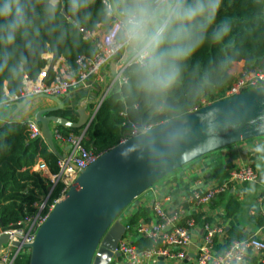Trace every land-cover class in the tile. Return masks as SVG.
Here are the masks:
<instances>
[{
    "label": "trees",
    "instance_id": "trees-1",
    "mask_svg": "<svg viewBox=\"0 0 264 264\" xmlns=\"http://www.w3.org/2000/svg\"><path fill=\"white\" fill-rule=\"evenodd\" d=\"M67 3L68 0H60L57 24L62 29V35L59 31H49L47 26L39 22L35 25L31 33L38 41L35 54L22 47L23 38L15 46L0 44V56L7 49H14L8 62L0 63V98L5 84L9 92L13 93L20 87L25 75L35 79L48 63L43 57L46 53H52L53 61L63 58L70 66L78 55L92 54L91 40L87 34L96 32L101 25H109L102 15L105 6L102 0H90L89 8L77 19L69 11ZM224 21L230 23L231 30L222 39H213V31ZM80 28L85 29V34ZM17 57L24 64L20 74L11 72L9 67ZM240 61L244 64L241 68L258 67L264 70V0H222L215 21L209 27L207 39L184 62L180 75L163 91L139 87L135 64L128 67L125 72L127 82L121 87L114 86L103 99L85 132L83 145L100 154L116 145L125 134L132 131L133 126H154L201 106L202 100L210 103L223 99L225 90L234 79L230 69ZM49 75H53L51 69ZM59 114H66L73 121L76 117L74 111ZM57 128L65 135L80 131L58 125ZM215 153L218 154V151L208 155ZM39 158L47 163L51 172L57 171L56 155L42 139H28L26 123L12 120L0 127L1 226L5 227L32 214L35 210L33 203L41 194L48 192V182L31 171ZM221 167L217 166L213 173L215 176ZM60 189L61 184H56L50 198L57 197ZM239 208L237 198L231 197L226 202L225 217H233ZM141 217L148 219L147 210L140 205L133 211L130 223H136ZM199 218L196 216V219ZM262 223V219L258 218V224ZM226 234L228 242L249 236L235 226L230 227ZM135 243L139 247L150 245L149 240L141 238ZM17 264H28V258H19Z\"/></svg>",
    "mask_w": 264,
    "mask_h": 264
},
{
    "label": "built area",
    "instance_id": "built-area-1",
    "mask_svg": "<svg viewBox=\"0 0 264 264\" xmlns=\"http://www.w3.org/2000/svg\"><path fill=\"white\" fill-rule=\"evenodd\" d=\"M102 2L106 6L110 0ZM117 32L118 29L113 23L95 32L91 37L87 35L91 40L92 54L78 55L72 66L59 59L53 61L52 53L44 54L43 57L48 63L35 79L25 75L20 87L13 93L9 92L6 84L3 86L0 107L19 102L29 96L61 97L80 86L90 90L98 87L100 95L93 107L92 116L114 86L121 87L127 82L125 72L134 64L128 54L121 55H125L127 50L117 43ZM50 69L53 75H49ZM232 72L234 79L225 90L224 98L264 86V70L258 67L239 68ZM206 104L205 100L201 101V106ZM25 123L28 139L40 138L44 141L40 124L36 120H27ZM151 127V124L133 126L132 131L122 139ZM85 132L86 130L80 129L79 133L65 135L57 125L52 129L53 139L65 143L69 148L63 159H57L58 169L55 173L48 170L47 163L39 164L44 162L42 158L31 167V171L38 173L44 180H49L48 192L41 194L33 203L35 210L32 214L5 227L0 225V235L8 236L7 242L0 246V264H17L19 258H28L29 249L22 246L33 242L38 227L61 200L80 171L99 156L83 145ZM38 168L45 170L48 176L39 172ZM256 178L257 173L250 165H238L230 170L228 177L221 181L213 178L206 187L199 181L200 187L191 188L190 185L188 190L183 188L174 193L176 184L172 183L159 194V188L153 187L151 190L156 197L144 205L150 211L148 219L141 217L136 223H130L133 211L143 205L141 201L124 213L126 224L124 234L116 247L118 256H113L109 264H264V241L258 235L264 233V222L258 234L228 242L224 220L225 207L214 210L210 219L207 217V211L231 185L251 183ZM56 184H61L60 194L51 199L50 193ZM260 198H264V189ZM196 216L200 218L196 219ZM140 238L149 240L150 245L139 247L135 241ZM14 242L19 245H14ZM254 256L256 261L251 263Z\"/></svg>",
    "mask_w": 264,
    "mask_h": 264
},
{
    "label": "water",
    "instance_id": "water-1",
    "mask_svg": "<svg viewBox=\"0 0 264 264\" xmlns=\"http://www.w3.org/2000/svg\"><path fill=\"white\" fill-rule=\"evenodd\" d=\"M41 98L56 106L37 110L34 118L49 150L63 159L50 124L87 130L95 113L90 117L86 105L75 111L73 121L53 114L63 108L58 97L29 96L14 103L15 110L0 127ZM259 137H264V86L207 103L121 139L80 171L38 227L33 242L22 246L29 249L28 264H109L118 256L116 247L125 230L121 214L131 203L139 204L141 194L195 160ZM7 240L6 234L0 235V246Z\"/></svg>",
    "mask_w": 264,
    "mask_h": 264
},
{
    "label": "clouds",
    "instance_id": "clouds-1",
    "mask_svg": "<svg viewBox=\"0 0 264 264\" xmlns=\"http://www.w3.org/2000/svg\"><path fill=\"white\" fill-rule=\"evenodd\" d=\"M222 0H110L102 15L106 23L116 25L117 43L127 50L138 72V86L149 91L167 89L180 75L182 66L205 42ZM90 0H68L74 18L89 8ZM60 0H0V44L22 47L35 54L38 41L32 35L37 22L49 31L62 29L57 24ZM231 30L228 21L213 31L220 40ZM14 49L0 56L7 63ZM10 71L24 69L17 57Z\"/></svg>",
    "mask_w": 264,
    "mask_h": 264
},
{
    "label": "crops",
    "instance_id": "crops-1",
    "mask_svg": "<svg viewBox=\"0 0 264 264\" xmlns=\"http://www.w3.org/2000/svg\"><path fill=\"white\" fill-rule=\"evenodd\" d=\"M107 26L101 25L97 31ZM94 33L95 32L87 35L91 37ZM127 54L128 53L126 52L125 55H121L126 56ZM59 60L64 62L63 58H59ZM238 66L240 68L243 67V62L240 61L234 63L230 70L233 71ZM99 95L100 91L98 90V87L92 90L83 88L82 86L72 89L68 94L58 97L63 103V108L58 109V111L53 114L58 115L57 113L67 111L75 112L77 109L86 105V112L89 116H91L94 109L93 107H91V104H94L96 102ZM55 106L56 104L47 98L37 99L25 106L23 109L16 112L12 117V120L20 123H25L27 120H36L34 118V114L37 110ZM14 110V103L0 107V124L3 123ZM60 116H64L68 119L71 118L66 114ZM76 120L77 114L75 117V121ZM50 127L51 129H53L55 127V124H50ZM55 145L60 154H66L68 145L56 140ZM42 163L46 164L45 161L39 162L40 165ZM218 165H221L222 167L220 168V172L218 173V175L215 176L214 172ZM238 165H250L257 173L256 180L251 183L231 185L229 190L224 195H222L215 202L214 206H212L207 211V217L208 219H210L211 214L214 210L217 211V209L220 210L221 208H224L226 206V202H228V199H230L231 197H235L240 203V208L233 217L224 216L226 231L230 227L235 226L240 232L244 234H258L259 228L262 225L258 224V218H261L264 222V198H260L264 189V137L246 140L231 145L225 150H219L218 154L215 153L204 156L198 160L191 162L190 164L176 170L175 172L165 177V179L158 187L159 192L157 194H159L162 189H166L168 185L172 183L176 184L174 193H177L183 188L185 190H188L190 188V185L191 188L200 187L201 185H198L199 181L203 183L204 187H206L210 184L213 178L221 181L222 179H224V177H228L230 170ZM47 167L51 172L48 165ZM39 172H43L46 176H48V173L45 170L39 169ZM45 180L49 184V180ZM155 197L156 196L153 195V199ZM145 209L147 210V214L149 215V209L147 207H145ZM242 210L243 212H241ZM258 235L264 241V233H260ZM221 248L224 249V247ZM255 261L256 257L254 256L251 259V263H254Z\"/></svg>",
    "mask_w": 264,
    "mask_h": 264
},
{
    "label": "rangeland",
    "instance_id": "rangeland-1",
    "mask_svg": "<svg viewBox=\"0 0 264 264\" xmlns=\"http://www.w3.org/2000/svg\"><path fill=\"white\" fill-rule=\"evenodd\" d=\"M240 67L238 66V67H236L235 68V70H237V69H239ZM96 102H97V100H96ZM96 102L93 104V107H94V105L96 104ZM59 116H60V114L59 113H57ZM164 179H162V180H160V181H158L156 184H154L153 186H151V188L150 189H147L143 194H141L140 196H139V200L141 201V202H143V205H146L147 203H150L151 201H152V199H153V193H152V190L151 189H153V187H159V185L162 183V181H163ZM179 180V179H178ZM132 204L133 203H131L127 208H125V210L123 211V213L121 214V219H122V223L123 224H126V218H125V215H124V213L126 214L128 211L127 210H130L133 206H132ZM136 206V205H135ZM241 212H243V210L241 211ZM123 216V217H122Z\"/></svg>",
    "mask_w": 264,
    "mask_h": 264
}]
</instances>
